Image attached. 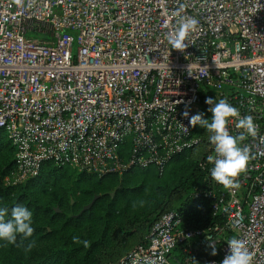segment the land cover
<instances>
[{"label":"built area","instance_id":"2783aa9c","mask_svg":"<svg viewBox=\"0 0 264 264\" xmlns=\"http://www.w3.org/2000/svg\"><path fill=\"white\" fill-rule=\"evenodd\" d=\"M184 3L200 25L181 52L167 34ZM208 97L226 98L258 128L242 142L252 158L240 187L213 180L205 194L225 221L189 229L167 211L117 264H195L199 246L210 251L204 264H222L233 237L264 264V0H0V132L15 148L14 184L46 160L98 175L162 174L202 139L189 118L209 110ZM236 123L232 135L243 131ZM181 245L189 256L174 254Z\"/></svg>","mask_w":264,"mask_h":264},{"label":"trees","instance_id":"16d2710c","mask_svg":"<svg viewBox=\"0 0 264 264\" xmlns=\"http://www.w3.org/2000/svg\"><path fill=\"white\" fill-rule=\"evenodd\" d=\"M211 117L205 109L203 118L211 121ZM197 128L202 139L176 155L162 174L150 166L98 175L46 160L38 175L1 186L0 208L7 207L10 214L15 205L26 206L33 213L34 232L23 244L19 236L16 244L0 241V264H117L148 242L155 223L170 210L182 216L185 228L222 226L225 218L215 213L213 198L205 196L215 187L207 160L211 134L200 125ZM15 164V148L0 132V179ZM96 194L101 196L82 211ZM75 236L87 240L88 246L74 243ZM32 240L34 247L26 251ZM197 248L194 263L204 264L210 251ZM184 249L178 246L174 254L189 256Z\"/></svg>","mask_w":264,"mask_h":264},{"label":"clouds","instance_id":"9594fccd","mask_svg":"<svg viewBox=\"0 0 264 264\" xmlns=\"http://www.w3.org/2000/svg\"><path fill=\"white\" fill-rule=\"evenodd\" d=\"M23 0H17L22 3ZM187 4H181L173 13L175 28L167 34L168 43L172 49L183 52L189 46V36L199 28L200 21L185 14ZM211 107V121L204 119L202 113L190 116L189 112L183 113L185 118H189L191 126L200 125L211 135L209 140L214 145L215 155H209L207 160L213 167L210 175L213 180L228 189H238L240 187L239 177L246 173L251 160L250 148L242 146V142L247 137H255L258 132L257 125L251 115L241 116L237 107L231 105L226 98L215 99L208 97L205 101ZM230 118H236V128L243 131L239 135H232L229 131ZM33 213L23 204H17L11 208L10 214L7 207L0 208V241L9 244H16L17 237H21V244L24 240L32 237L34 228ZM73 242L88 246L87 240H81L78 236L73 237ZM230 252L222 261V264H253L254 253L250 251L245 240L233 237L227 241ZM35 241H29L25 246L26 251L34 247ZM212 255H216L215 246L212 245Z\"/></svg>","mask_w":264,"mask_h":264},{"label":"water","instance_id":"95a60500","mask_svg":"<svg viewBox=\"0 0 264 264\" xmlns=\"http://www.w3.org/2000/svg\"><path fill=\"white\" fill-rule=\"evenodd\" d=\"M0 187H1V179H0ZM112 195H114V193H112ZM100 196H101L100 194H96V195L94 196V198L92 199V201H91L89 204H87V205L83 208L82 211L91 208L92 205L94 204V202H95ZM56 210L59 211V208H56Z\"/></svg>","mask_w":264,"mask_h":264},{"label":"rangeland","instance_id":"374dc122","mask_svg":"<svg viewBox=\"0 0 264 264\" xmlns=\"http://www.w3.org/2000/svg\"><path fill=\"white\" fill-rule=\"evenodd\" d=\"M77 171H80V170H77ZM10 184H14V183L8 179V176H6L4 178V180L1 179V186H3V185H10ZM71 201L74 202V199L72 198ZM56 208H58V207H56Z\"/></svg>","mask_w":264,"mask_h":264}]
</instances>
